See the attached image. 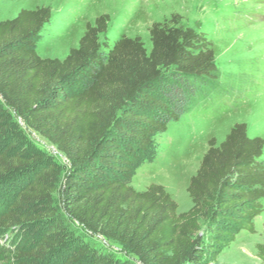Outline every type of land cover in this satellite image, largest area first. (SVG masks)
<instances>
[{"label":"trees","instance_id":"trees-1","mask_svg":"<svg viewBox=\"0 0 264 264\" xmlns=\"http://www.w3.org/2000/svg\"><path fill=\"white\" fill-rule=\"evenodd\" d=\"M51 19V8L42 5L0 20V98L67 160L62 167L19 146L0 107V139L8 133L0 145V184L16 182L0 207V230H30L12 259L44 260L68 245L59 204L83 229L141 264H205L240 231L255 232L264 209V138L249 134L244 122H235L218 144L208 139L186 187L188 210L178 213L161 184L144 190L129 184L153 135L187 110L194 81L217 77L212 41L165 19L149 27V52L139 36L108 45L99 39L110 21L102 13L64 58L42 57L36 39ZM256 250L264 264V243ZM87 254L80 248L65 262ZM85 264L111 260L92 253Z\"/></svg>","mask_w":264,"mask_h":264},{"label":"rangeland","instance_id":"rangeland-1","mask_svg":"<svg viewBox=\"0 0 264 264\" xmlns=\"http://www.w3.org/2000/svg\"><path fill=\"white\" fill-rule=\"evenodd\" d=\"M42 5L52 12L51 22L36 39V51L42 57L64 58L78 45L86 23L102 13H107L110 21L99 39L108 45L122 35L139 36L149 52V27L165 19L181 28L192 27L212 41L217 77L195 80L196 91L184 114L153 135L129 180L135 189L161 184L177 202V212H184L192 204L186 187L208 148V139L214 137L218 144L217 139L235 122L246 123L249 134L264 138V0H0V20L13 18L22 8ZM0 107L11 131H17L19 146L40 153L42 161L67 165L65 156L27 128L1 98ZM7 137L8 133L0 139L1 146ZM15 183L10 179L0 184V207L14 193ZM54 197L58 204V195ZM57 215L69 234L68 245L44 260L29 259L26 264H85L92 253L105 255L111 264H141L119 244L83 229L60 204ZM263 220L264 209L256 218L255 232L240 231L215 260L205 264H260L256 245L264 243ZM29 234V229L0 230V264H17L10 252ZM83 247L88 248L85 257L65 262L67 253Z\"/></svg>","mask_w":264,"mask_h":264},{"label":"crops","instance_id":"crops-1","mask_svg":"<svg viewBox=\"0 0 264 264\" xmlns=\"http://www.w3.org/2000/svg\"><path fill=\"white\" fill-rule=\"evenodd\" d=\"M223 137V136H222ZM225 137V136H224ZM224 137L223 138H220V139H217L218 140V142H221L223 139H224ZM206 148H207V146H206ZM196 171V170H195ZM195 173V172H194Z\"/></svg>","mask_w":264,"mask_h":264}]
</instances>
